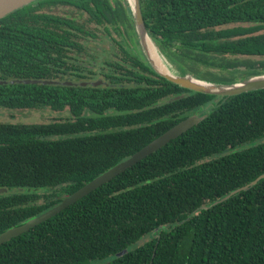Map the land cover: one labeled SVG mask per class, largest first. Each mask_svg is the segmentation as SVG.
I'll use <instances>...</instances> for the list:
<instances>
[{
  "label": "trees",
  "instance_id": "1",
  "mask_svg": "<svg viewBox=\"0 0 264 264\" xmlns=\"http://www.w3.org/2000/svg\"><path fill=\"white\" fill-rule=\"evenodd\" d=\"M64 3L87 18L48 9ZM138 6L176 74L220 85L264 74V0ZM97 27L103 42L118 43L110 30L122 37L107 57L84 50ZM130 36L135 42L124 0H36L0 19V82H101L0 85V109L66 112L47 123L0 122V233L203 113L185 133L1 244L0 264H264V179L222 200L264 172V89L219 98L182 89L125 46Z\"/></svg>",
  "mask_w": 264,
  "mask_h": 264
},
{
  "label": "water",
  "instance_id": "2",
  "mask_svg": "<svg viewBox=\"0 0 264 264\" xmlns=\"http://www.w3.org/2000/svg\"><path fill=\"white\" fill-rule=\"evenodd\" d=\"M36 0H0V19L4 16L14 12L15 10H18ZM128 9L131 14L132 18V26L133 31L135 34L136 41L140 47V52L143 55L144 59L150 66V68L159 76L164 78L169 83H172L174 85L179 86L182 89H186L195 93H201V94H208V95H214L216 97H230L234 95H238L241 93H246L250 91H256L264 89V74L259 76H253L249 77L245 80H241L239 82H235L229 85H220V84H214L209 83L201 80H196L191 75L185 74L183 76H180L172 71L168 63L164 60V58L159 54L156 47L151 42L150 38L148 37L141 16L138 6V0H126ZM145 40H148L149 44L152 46L154 52L159 57L163 65L168 71V74H162L158 72L155 67L153 66L151 60L148 57L147 51H146V45ZM6 83H17V84H24V85H36V84H42V85H64V86H71V85H79V86H85L86 84H90L91 86H97L101 82L99 80L93 81V82H78V83H72L68 81H51V80H10L8 82L1 81V84ZM202 112L194 113L193 115L187 117L186 119L178 122L171 128L167 129L165 132H163L161 135L156 137L155 139L151 140L148 144L140 148L138 151L127 157L126 159L120 161L119 163L113 165L109 169L102 172L100 175L95 177L94 179L90 180L83 186H81L79 189L74 191L68 196L63 197L56 205L53 207L47 209L43 213L29 218L25 220L24 222L20 223L19 225H16L14 227H10L6 229L5 231L0 233V245L7 242L11 238H14L29 229L33 228L34 226L38 225L39 223L51 218L67 206L71 205L75 201L79 200L80 198L86 196L96 188L100 187L101 185L107 183L110 179L117 176L118 174L122 173L127 168L131 167L141 159L145 158L149 154L155 152L165 144H167L170 140H174L181 134L185 133L188 129L195 126L202 118H203ZM264 179V172L260 175H258L252 182L249 184L240 187L239 189H236L232 192H230L227 196H225L222 200L227 199L229 196L241 191L245 190L246 188L253 186L258 182L259 180ZM6 190L4 188H0V194H4ZM215 203H213L214 205Z\"/></svg>",
  "mask_w": 264,
  "mask_h": 264
},
{
  "label": "rangeland",
  "instance_id": "3",
  "mask_svg": "<svg viewBox=\"0 0 264 264\" xmlns=\"http://www.w3.org/2000/svg\"><path fill=\"white\" fill-rule=\"evenodd\" d=\"M124 1L126 3V0H124ZM127 8H128V6H127ZM48 9H50V12L52 14H56V15H64L65 12H68V13H72L74 15H78L79 18H81V19L87 18V15L84 12H82L81 10H77L75 7L68 5V4H65V3L64 4L51 5L50 7H48ZM89 26H90V28L95 27V25L93 23H90ZM230 26H232V25L223 26V27H219V28H227ZM244 26H247V25H244ZM219 28H217V29H219ZM97 29H98V31H95V35L98 39L93 40L92 42H88L89 49L94 48L95 50H99V47H101V46H102V48L106 47L105 46L106 44L103 45V40H101V39H103L102 38L103 34L101 35L100 27H97ZM262 32H264V31H262ZM110 34L116 42L121 43L122 37L120 35H118L117 33H115L112 30H110ZM124 43H125V46H127V47H130V46L136 47L135 49L139 53L138 50H140V47L136 41V38H135V42H134L133 38L131 36H130V38L125 37ZM133 47H132V50L134 49ZM115 51H117L116 48H115ZM95 53H96V51L92 52V54H95ZM96 57H101V56L97 55ZM243 58L244 59H252V60L258 59L256 57H253V58L243 57ZM200 69H202V68H200ZM65 116H66V112L59 114L57 112H52V111H49L47 109H45V110H12V111L6 110V109H0V122H9V123H13V124H16V123H18V124L47 123L50 121L63 119Z\"/></svg>",
  "mask_w": 264,
  "mask_h": 264
},
{
  "label": "flooded vegetation",
  "instance_id": "4",
  "mask_svg": "<svg viewBox=\"0 0 264 264\" xmlns=\"http://www.w3.org/2000/svg\"><path fill=\"white\" fill-rule=\"evenodd\" d=\"M88 40V42H91L90 41V39H87ZM88 42L86 43V45H84V47H85V52L86 53H89L91 56H101V57H107L108 55H111L110 53V50H114L113 48L115 47L114 46V44L116 45H122V43H120V42H118V43H114V41L112 40V41H109V42H103V45L104 44H106L105 46V48H102V46L101 47H99V50H95L94 48H90L89 49V44H88ZM113 44V45H112ZM111 46H113V48L111 47ZM131 47V46H130ZM132 48V47H131ZM136 48V47H135ZM97 49V48H96ZM89 51V52H88ZM93 51H96V53L95 54H92V52ZM91 62H93V61H91ZM87 67H90V68H93L94 67V65H88ZM92 70H94V71H96V69L95 68H93Z\"/></svg>",
  "mask_w": 264,
  "mask_h": 264
},
{
  "label": "bare ground",
  "instance_id": "5",
  "mask_svg": "<svg viewBox=\"0 0 264 264\" xmlns=\"http://www.w3.org/2000/svg\"><path fill=\"white\" fill-rule=\"evenodd\" d=\"M145 45H146V51H147L148 57L151 60L155 69L162 74H168L167 69L165 68V66L163 65V63L159 59V57L156 55V53L154 52V50H153L152 46L149 44L148 40H145Z\"/></svg>",
  "mask_w": 264,
  "mask_h": 264
}]
</instances>
